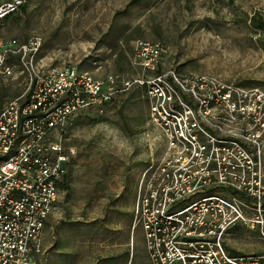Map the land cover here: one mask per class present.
Returning a JSON list of instances; mask_svg holds the SVG:
<instances>
[{
  "label": "built area",
  "instance_id": "built-area-1",
  "mask_svg": "<svg viewBox=\"0 0 264 264\" xmlns=\"http://www.w3.org/2000/svg\"><path fill=\"white\" fill-rule=\"evenodd\" d=\"M24 3L0 0V22ZM40 44L36 35L0 39V79L15 70L26 76L20 96L0 109V264H38L72 152L70 121L102 114L134 87L143 89L147 122L164 147L142 171L132 205L131 229H141L150 264H264V254L234 255L224 241L236 226L264 236V91L163 71L160 41L133 40L141 73L128 79H96L69 65L40 69ZM214 187L247 197H194Z\"/></svg>",
  "mask_w": 264,
  "mask_h": 264
},
{
  "label": "rangeland",
  "instance_id": "rangeland-1",
  "mask_svg": "<svg viewBox=\"0 0 264 264\" xmlns=\"http://www.w3.org/2000/svg\"><path fill=\"white\" fill-rule=\"evenodd\" d=\"M264 0H25L0 22V39L40 38V69L75 66L97 78H131L132 42L164 46L161 70L206 75L242 89L264 91ZM26 76L0 79V109L20 96ZM143 89L119 94L102 114L74 117L65 133L72 150L59 206L44 232L38 264H150L132 205L146 165L160 156V133L147 122ZM264 164V142L260 147ZM247 197L222 187L194 195ZM250 197V196H248ZM253 213L247 209L248 217ZM234 255L264 254V236L245 226L224 237Z\"/></svg>",
  "mask_w": 264,
  "mask_h": 264
},
{
  "label": "trees",
  "instance_id": "trees-1",
  "mask_svg": "<svg viewBox=\"0 0 264 264\" xmlns=\"http://www.w3.org/2000/svg\"><path fill=\"white\" fill-rule=\"evenodd\" d=\"M253 27L264 29V16L253 18Z\"/></svg>",
  "mask_w": 264,
  "mask_h": 264
}]
</instances>
